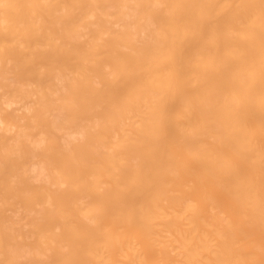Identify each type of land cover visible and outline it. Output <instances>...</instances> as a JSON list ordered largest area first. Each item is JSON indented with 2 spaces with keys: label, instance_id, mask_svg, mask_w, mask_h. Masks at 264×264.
<instances>
[{
  "label": "bare ground",
  "instance_id": "1",
  "mask_svg": "<svg viewBox=\"0 0 264 264\" xmlns=\"http://www.w3.org/2000/svg\"><path fill=\"white\" fill-rule=\"evenodd\" d=\"M0 264H264V0H0Z\"/></svg>",
  "mask_w": 264,
  "mask_h": 264
}]
</instances>
